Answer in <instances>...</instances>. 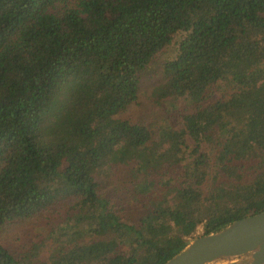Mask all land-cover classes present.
Instances as JSON below:
<instances>
[{
    "label": "trees",
    "instance_id": "1",
    "mask_svg": "<svg viewBox=\"0 0 264 264\" xmlns=\"http://www.w3.org/2000/svg\"><path fill=\"white\" fill-rule=\"evenodd\" d=\"M174 43L155 95L182 126L155 138L116 114ZM66 202L85 230L41 264H160L264 209V0H0V228Z\"/></svg>",
    "mask_w": 264,
    "mask_h": 264
},
{
    "label": "rangeland",
    "instance_id": "2",
    "mask_svg": "<svg viewBox=\"0 0 264 264\" xmlns=\"http://www.w3.org/2000/svg\"><path fill=\"white\" fill-rule=\"evenodd\" d=\"M175 49V43L167 46L139 72V88L136 99L116 114L120 118L146 124L153 131L154 136L157 135L160 126L164 123H169L176 128L182 126L179 115L168 108L171 101H176L179 104L178 109H180L182 100L174 96L158 98L155 95L160 88L159 85L165 81L162 64L175 53ZM222 89L230 91V87L224 82H218L210 86L203 104L205 105L219 97ZM204 147L211 156L214 154V150L210 146L206 145ZM208 182L209 177L205 183ZM103 188L104 194L110 198H115L114 201L117 204L121 202L125 204V197L128 193L122 195V188L116 190V182H112L109 186L103 185ZM68 203H61L53 210L40 211L34 216L5 224L0 228V243L16 254L30 255L38 264L48 261L60 245H66L67 247L69 243L81 239L74 232L84 228L75 225L72 218L74 211L71 210ZM126 209H130L133 214H137L134 205L128 206Z\"/></svg>",
    "mask_w": 264,
    "mask_h": 264
},
{
    "label": "water",
    "instance_id": "3",
    "mask_svg": "<svg viewBox=\"0 0 264 264\" xmlns=\"http://www.w3.org/2000/svg\"><path fill=\"white\" fill-rule=\"evenodd\" d=\"M264 264V209L188 237L160 264Z\"/></svg>",
    "mask_w": 264,
    "mask_h": 264
},
{
    "label": "built area",
    "instance_id": "4",
    "mask_svg": "<svg viewBox=\"0 0 264 264\" xmlns=\"http://www.w3.org/2000/svg\"><path fill=\"white\" fill-rule=\"evenodd\" d=\"M202 231V226L198 225L193 235L199 234Z\"/></svg>",
    "mask_w": 264,
    "mask_h": 264
}]
</instances>
